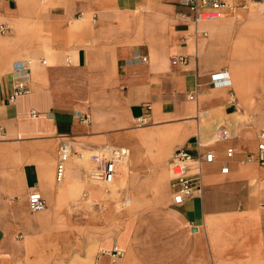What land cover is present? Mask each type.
<instances>
[{
	"label": "crops",
	"instance_id": "1",
	"mask_svg": "<svg viewBox=\"0 0 264 264\" xmlns=\"http://www.w3.org/2000/svg\"><path fill=\"white\" fill-rule=\"evenodd\" d=\"M262 5L234 35L236 22L223 18L237 9L195 23L185 0H0V264H264V167L244 161L264 124H237L239 112L264 99ZM178 55L188 64L174 66ZM20 61L27 70L15 71ZM221 69L231 72V88L211 87L210 74ZM20 79L30 91L11 101ZM148 105L152 126L139 128ZM219 126L230 137L213 143ZM63 141L71 157L57 181ZM198 141L211 143L217 160L203 166V192L174 204L163 162L177 146L195 153ZM107 145L134 148L127 170L118 163L115 194L105 188L113 197L130 191L138 173L156 171L157 184L131 195L119 223L107 221L111 201L90 202L95 181L111 184L93 176L94 161L87 180L79 151ZM79 183L93 193L69 211ZM31 191L42 193L45 210H31ZM92 218L112 228L86 253L51 244V230Z\"/></svg>",
	"mask_w": 264,
	"mask_h": 264
},
{
	"label": "built area",
	"instance_id": "2",
	"mask_svg": "<svg viewBox=\"0 0 264 264\" xmlns=\"http://www.w3.org/2000/svg\"><path fill=\"white\" fill-rule=\"evenodd\" d=\"M264 5V0H256ZM191 12L192 21L202 23L218 19L224 14L234 12L241 5L229 4L224 0H185ZM146 60V58H144ZM189 62L187 55L173 56L171 63L174 66L186 65ZM15 71H23L28 68L23 61L14 64ZM210 85L215 89H226L232 87V77L228 69H221L212 72L209 77ZM30 91L26 81L20 79L15 84L10 100L15 101L17 97ZM151 105L147 106L145 114L139 116L136 120L137 126H143L151 119ZM2 131V130H1ZM230 137V130L226 126H219L212 138V142L225 141ZM258 148L253 153H248L244 161L248 163L257 162L264 167V130L259 133ZM202 142L197 143L198 150L193 153L184 147L176 148L171 156L169 169L171 174V186L174 192L173 203L182 204L189 197L201 194L204 190V171L205 164L214 163L217 160L216 152ZM205 147V149H203ZM236 150L229 147L226 150V157L231 159L235 156ZM130 150L126 147H113L107 145L102 151L92 155V160L97 164L93 171V176L101 180L106 185L114 182L118 174V163L128 157ZM71 157V146L69 142L63 141L58 150L57 160V181H62L67 163ZM222 172H229V166L226 164L222 167ZM30 208L33 212H40L46 209L47 203L42 193L31 191L29 193ZM130 202L126 200V204ZM122 252L115 251L112 253L114 258L121 256Z\"/></svg>",
	"mask_w": 264,
	"mask_h": 264
},
{
	"label": "rangeland",
	"instance_id": "3",
	"mask_svg": "<svg viewBox=\"0 0 264 264\" xmlns=\"http://www.w3.org/2000/svg\"><path fill=\"white\" fill-rule=\"evenodd\" d=\"M237 3H238L237 5H241L237 9V11L234 14L228 15L223 18V20L233 19L236 22L235 24L236 27H234L235 28L234 35L238 31V28L242 25L243 22L249 21L250 18L247 17L245 13L251 9L258 8L262 5L261 3L255 2V0H248L243 3L241 2H237ZM237 115H238L237 124L239 127L240 126L242 128L253 127V125L257 124L262 119H264V99L261 104L254 107L253 109L251 110L243 109V111L239 112ZM147 122L148 123H146L143 126H140V127L137 125L136 126L139 128L152 126L151 120H148ZM224 123L226 124V126L231 128L228 123L226 122ZM263 127L264 126H259L258 132ZM173 137H171V139H173ZM58 148H59V145H58ZM175 148L171 150V153L167 156V158L163 162L165 170L167 171V178L169 177L168 170H169L170 159H171L172 153L175 150ZM79 151L83 155L85 154L84 158L86 161L89 162V165H88L89 172H87V180L92 182L93 180L90 177V171L93 168H95L96 164L93 162L91 157L93 154L97 153L98 150H95L92 152H85L80 149ZM56 155H57V152H56ZM57 159H58V156L56 160ZM125 162H126V159L120 162V173H121V170ZM153 174L155 175L156 171L153 172L152 170H150L149 172L145 171V172L138 173L136 182L133 184V186H131L130 191H126V192L121 191V193H119L117 197H113L112 195H110L108 192L105 191V188L107 189L110 188L113 191V195H114L115 194L114 190L116 188L115 182L110 186H105L102 183H98L95 181V185L98 187V190L92 197L91 195L93 192L91 188L87 184L79 183L77 186H74L73 188H71L72 197L69 198V202H70L69 211L77 209V203L80 201H84L85 199L89 197H91L89 199L91 203H97V202L101 203V202H104L106 199H108V201L112 202L115 209L113 210L114 212L109 217L107 216L108 217L107 221L110 220V222L112 223L114 222L119 223L120 221L122 222L126 218V216L122 213V211L126 209V206H128L124 203V200L128 197H131V195L134 196L139 191H142V192H145V194H148V191L150 192L152 186L157 184L154 182L155 179L151 177L153 176ZM157 175H158V172H157ZM166 203L167 202H165V204ZM93 207L94 209L97 210L96 212H101V210H99L100 209L99 204ZM110 222L109 223L104 222L105 223L104 224L101 221L92 218L87 221L77 222L76 226L74 225L75 227L62 224L59 227L49 232V238H50L51 244H54L57 242V244L60 245L62 248H64L65 247L64 245L67 244L68 246H70L69 249L72 250L74 254L86 253V251L89 250L90 247H92L97 242L103 230H105V232H109L111 230L110 228L112 227H111ZM123 229H124V225L123 227L120 226L118 232L115 235L116 236L119 235Z\"/></svg>",
	"mask_w": 264,
	"mask_h": 264
},
{
	"label": "bare ground",
	"instance_id": "4",
	"mask_svg": "<svg viewBox=\"0 0 264 264\" xmlns=\"http://www.w3.org/2000/svg\"><path fill=\"white\" fill-rule=\"evenodd\" d=\"M262 6H264V5H262ZM32 38V37H31ZM231 73V72H230ZM231 77H232V75H231ZM232 85H233V79H232ZM219 90H225V89H219ZM259 124H264V119H262L260 122H259ZM111 145V144H110ZM129 147V146H128ZM130 148V154H129V156L127 157V158H125L126 159V162L124 163V165H123V167H124V170L126 169H128V163H129V160H131V158L133 157V155H134V148L133 147H129ZM92 158V157H91ZM125 159H123V160H125ZM122 160V161H123ZM121 161V162H122ZM113 183H111V185H112ZM107 189V188H106ZM111 189H109V191H110ZM108 191V192H109ZM114 191H116V188H115V190ZM111 194H113V191L111 192ZM129 198V200H130V202L128 203V204H126L125 202H126V200ZM128 198H126L125 200H124V203L126 204V205H128V206H126V209L125 210H123L122 211V213L126 216V217H128L129 216V214L131 213V206H132V204H133V202H134V197H128ZM224 198V197H223ZM226 199V198H225ZM211 200V199H210ZM211 202V201H210ZM230 202H232V199H231V201ZM209 207V206H208ZM232 208V207H231ZM189 209V208H188ZM192 209V208H191ZM196 209V208H195ZM225 209V208H224ZM209 210H211V209H209ZM232 210V209H231ZM218 211V210H217ZM224 211V210H223ZM199 212H200V210H199ZM201 213V212H200ZM237 214V213H236ZM239 214V213H238ZM252 214V213H251ZM191 215V214H190ZM194 215H196V214H194ZM184 216V215H183ZM253 217V216H252ZM239 218V217H238ZM241 218V217H240ZM251 219V218H250ZM244 220V219H243ZM257 221V220H256ZM221 222V221H220ZM251 223V222H250ZM225 224V223H224ZM231 224V223H230ZM116 226V225H115ZM223 237V236H222ZM230 238V237H229ZM233 239V238H232ZM227 241V240H226ZM234 247V246H233Z\"/></svg>",
	"mask_w": 264,
	"mask_h": 264
}]
</instances>
